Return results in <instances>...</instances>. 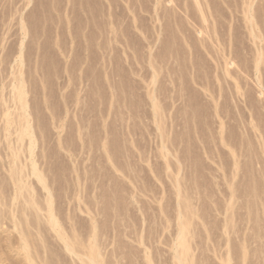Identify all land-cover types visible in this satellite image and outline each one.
Masks as SVG:
<instances>
[{"label": "rangeland", "instance_id": "obj_1", "mask_svg": "<svg viewBox=\"0 0 264 264\" xmlns=\"http://www.w3.org/2000/svg\"><path fill=\"white\" fill-rule=\"evenodd\" d=\"M183 253L264 264V0H0V264Z\"/></svg>", "mask_w": 264, "mask_h": 264}, {"label": "bare ground", "instance_id": "obj_2", "mask_svg": "<svg viewBox=\"0 0 264 264\" xmlns=\"http://www.w3.org/2000/svg\"><path fill=\"white\" fill-rule=\"evenodd\" d=\"M21 97V95H20ZM179 244L180 246L184 249L185 245H184V239L182 234H179ZM185 250V249H184ZM178 264H187L185 257H184V253L182 254V256L180 258H178Z\"/></svg>", "mask_w": 264, "mask_h": 264}]
</instances>
